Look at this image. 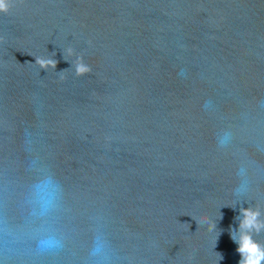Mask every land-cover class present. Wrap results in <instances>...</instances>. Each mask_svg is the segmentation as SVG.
Returning <instances> with one entry per match:
<instances>
[{"label": "water", "instance_id": "obj_1", "mask_svg": "<svg viewBox=\"0 0 264 264\" xmlns=\"http://www.w3.org/2000/svg\"><path fill=\"white\" fill-rule=\"evenodd\" d=\"M0 38V264H238L239 209L264 212V0H17Z\"/></svg>", "mask_w": 264, "mask_h": 264}, {"label": "clouds", "instance_id": "obj_2", "mask_svg": "<svg viewBox=\"0 0 264 264\" xmlns=\"http://www.w3.org/2000/svg\"><path fill=\"white\" fill-rule=\"evenodd\" d=\"M23 0H20L22 3ZM17 6V0H0V13L7 14L14 7ZM2 39V38H0ZM91 44V41L88 42ZM69 57H75L71 61V68H74L76 76H84L87 73L93 71L90 64L85 62L83 54H77L75 49L68 47L63 50ZM51 56H34L35 64L43 69H55L58 61ZM65 59V58H64ZM67 60V59H65ZM67 69L58 72L59 79L64 80L66 77L64 73ZM240 214L236 217L238 221V228L230 229L231 239L237 244L236 251L240 255L238 264H264V242L254 238L255 235H259L264 232V212L261 211L259 203L254 206L240 207ZM221 215V214H220ZM198 225L206 223L208 231L216 230V221L212 220L206 214H200L193 217ZM219 232L217 234L214 246L218 239ZM42 243H51V241H42ZM219 260L223 259L222 253L216 252ZM218 260V261H219Z\"/></svg>", "mask_w": 264, "mask_h": 264}]
</instances>
